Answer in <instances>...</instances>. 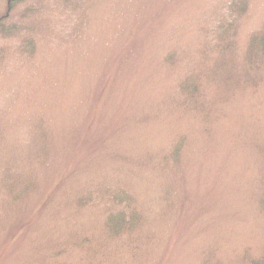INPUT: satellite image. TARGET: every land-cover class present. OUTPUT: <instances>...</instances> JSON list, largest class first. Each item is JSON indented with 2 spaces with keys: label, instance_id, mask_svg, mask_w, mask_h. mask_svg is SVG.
<instances>
[{
  "label": "rangeland",
  "instance_id": "rangeland-1",
  "mask_svg": "<svg viewBox=\"0 0 264 264\" xmlns=\"http://www.w3.org/2000/svg\"><path fill=\"white\" fill-rule=\"evenodd\" d=\"M225 3L0 0V264L262 253L264 67L245 51L264 0L248 1L226 50ZM113 196L140 216L117 236Z\"/></svg>",
  "mask_w": 264,
  "mask_h": 264
},
{
  "label": "trees",
  "instance_id": "trees-1",
  "mask_svg": "<svg viewBox=\"0 0 264 264\" xmlns=\"http://www.w3.org/2000/svg\"><path fill=\"white\" fill-rule=\"evenodd\" d=\"M249 0H226L222 6V12L217 19V39L219 38L221 48L226 50L229 47V41L234 34V26L239 19L247 11ZM246 61L247 65L251 64V69L264 67V29L258 33H254L249 39L246 46ZM263 64H262V63ZM220 64L223 63L220 61ZM216 65L215 67H218ZM249 68V66H248ZM249 68V72H251ZM264 74V71L263 73ZM257 75H254V77ZM264 77V75H261ZM195 75H190L180 85V89L184 93H189L193 96L198 93V83H193ZM116 196V195H115ZM111 197L114 201L115 210L108 213L105 217V230L111 236L119 235L123 230L135 228L139 222L140 216L134 212L128 204H123L122 198ZM261 206L264 209V200H260ZM248 264H264V250L254 259H251Z\"/></svg>",
  "mask_w": 264,
  "mask_h": 264
}]
</instances>
